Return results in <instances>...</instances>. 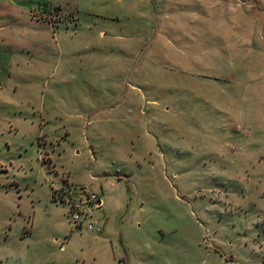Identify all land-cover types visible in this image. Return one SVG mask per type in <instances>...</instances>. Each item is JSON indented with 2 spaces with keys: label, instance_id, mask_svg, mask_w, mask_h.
I'll return each instance as SVG.
<instances>
[{
  "label": "rangeland",
  "instance_id": "1",
  "mask_svg": "<svg viewBox=\"0 0 264 264\" xmlns=\"http://www.w3.org/2000/svg\"><path fill=\"white\" fill-rule=\"evenodd\" d=\"M103 1L109 15L26 54L36 74L0 79V264H264V48L223 52L225 22L199 0H149L175 4L164 17ZM250 16L264 38V0ZM164 32L180 53H147ZM89 194L99 238L69 210Z\"/></svg>",
  "mask_w": 264,
  "mask_h": 264
},
{
  "label": "crops",
  "instance_id": "2",
  "mask_svg": "<svg viewBox=\"0 0 264 264\" xmlns=\"http://www.w3.org/2000/svg\"><path fill=\"white\" fill-rule=\"evenodd\" d=\"M84 0H0V79L3 78L7 80L8 83L12 82V78L18 77L19 74L33 73L36 74V70L29 64L30 61L26 62L25 58H28L26 54L31 55L32 58L36 57L38 54L37 50L42 48L47 41H53L54 43H61L63 38L62 36L67 33L64 26L67 27L72 21H75L76 28L79 27L77 16L83 14H90L97 17H104L110 14V6L107 2L103 0H94L91 3L84 4ZM136 0H131V4ZM165 5L171 0H161ZM201 5L208 10H216L221 18L225 22V28L227 35L220 37L219 46L222 48V51L225 52L230 47H235L241 53L246 55H255L259 58V53L262 52L264 48V38L261 36V31L256 26L255 20L251 18L250 12L251 7L254 2L257 3L258 0H199ZM49 3V8L57 11L61 17L58 21L52 22L47 18L38 17L37 14L41 15V11L37 12L34 8L36 7L34 3L39 5H46ZM141 8L136 13H133L131 10V5L127 7V15L132 16L133 14H138L139 16L146 15L144 9H148L156 15H161L160 17L167 16L171 14V8L175 6L173 3L172 6H164L162 10L153 9L148 6L149 0H140ZM47 6V5H46ZM198 6V5H195ZM261 6V5H260ZM263 8V7H261ZM34 9V10H33ZM192 9V8H190ZM193 10V9H192ZM196 13V12H194ZM20 15H26L28 17L25 25H21L19 21ZM245 20L247 21L245 23ZM71 24V23H70ZM161 25H164L162 19ZM109 28V24H106ZM167 33L157 34L153 39L152 45L149 48L147 46L146 51L150 55L154 50H157L158 47H161V53L157 58L163 56L162 50L167 49L165 46H171L180 53L179 46L173 41L166 38ZM106 37L104 31L101 32V38ZM116 38V37H112ZM121 38V37H117ZM163 41V45L161 44ZM140 43L142 41H139ZM137 43V44H140ZM103 44V43H102ZM131 41L127 39V46H130ZM145 44V43H141ZM105 48L108 49L113 47L111 43H108V39L105 44ZM111 45V46H110ZM263 45V47L261 46ZM184 47L189 48L190 45ZM262 47V48H261ZM169 59V58H166ZM28 63L29 65L22 66ZM173 72V71H172ZM33 74V75H34ZM199 78L209 82V85L219 86L218 81L221 85H224L225 88L220 87L221 90H226L228 83L234 82L233 80H226L223 77H208L205 75H198ZM4 88L0 87V95L4 94ZM69 182V180H68ZM99 207H93L91 209L83 207L89 216L85 218V223L89 224L92 218V211L101 210L103 208V201ZM89 209V210H88ZM70 210V208H69ZM90 211V214H89ZM92 224L91 228L85 227L84 229H89L92 232H95V236L99 238L98 233H101L102 230L100 226H95ZM77 228V227H76ZM79 230V229H77ZM83 229H81L82 231Z\"/></svg>",
  "mask_w": 264,
  "mask_h": 264
},
{
  "label": "built area",
  "instance_id": "3",
  "mask_svg": "<svg viewBox=\"0 0 264 264\" xmlns=\"http://www.w3.org/2000/svg\"><path fill=\"white\" fill-rule=\"evenodd\" d=\"M86 197L85 201L78 200L75 204H71L70 213L72 215V221L76 224L78 229H84L85 227L91 228L92 224H85V218L88 213L83 207L89 208V204L99 207L102 202L101 198L97 197L95 194H89Z\"/></svg>",
  "mask_w": 264,
  "mask_h": 264
}]
</instances>
